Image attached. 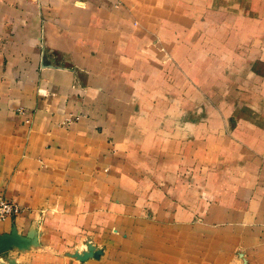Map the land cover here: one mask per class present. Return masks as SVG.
I'll return each mask as SVG.
<instances>
[{"label": "crops", "instance_id": "obj_1", "mask_svg": "<svg viewBox=\"0 0 264 264\" xmlns=\"http://www.w3.org/2000/svg\"><path fill=\"white\" fill-rule=\"evenodd\" d=\"M160 1L0 0V199L24 209L0 221V264H190V234L184 253L158 231L181 226L230 231L220 260L200 243L199 264H264V0H229L247 2L231 31L263 55L230 75L232 103L199 105L198 120L138 100V79H158L136 68L158 52L143 55L136 8L154 34ZM170 8L171 20L188 15ZM245 24H258L257 40ZM147 154L158 166L186 161L198 181L171 197L170 184L149 183Z\"/></svg>", "mask_w": 264, "mask_h": 264}, {"label": "rangeland", "instance_id": "obj_2", "mask_svg": "<svg viewBox=\"0 0 264 264\" xmlns=\"http://www.w3.org/2000/svg\"><path fill=\"white\" fill-rule=\"evenodd\" d=\"M222 2L223 8L220 7V2L216 3L215 1L161 0L159 3L160 16L155 22L158 32L154 34H150V32L145 30L146 26L148 27L152 24L150 21L152 18L146 15L145 9L136 8L138 14L135 16L133 24L136 26L143 25L142 32L137 34L140 37L139 42L142 46V48H138L142 49L144 56H150L151 49H157L154 52H158V54H155V58L158 60L155 65L150 66L149 64L146 67L145 64H142V68L138 64L136 68L137 70L143 69L142 72L145 70L149 73H152V68L153 72L155 67L157 68V81H155V76H153V82L151 80L138 79V84L142 85L138 92L143 88V93H141L142 102L140 98L138 100H140L143 108L150 106L149 104L152 100L153 105L159 106L160 116L167 114L165 107L168 105L169 108L173 109V116L177 117L181 111H184L186 112L183 114L184 119L190 115L191 120H198L199 105H206L208 109L214 110V106H219L221 102L223 105L232 103L233 97L229 93L230 75L241 69L240 62L246 59L248 55L253 56V60L254 58H261L263 49L247 50L244 47L247 40L240 44L236 32L231 31V29L241 30L242 26L240 25L243 24L238 21L239 19L241 20V16H245V13L243 12L242 15L237 14L240 12L239 8L246 6L247 2L237 1L235 4L229 0H223ZM171 6L174 7L176 15H180V13L188 15L185 16L186 18L175 17L174 20H171L172 16L169 13L172 8L168 9ZM166 11H169V13L164 15L163 13H166ZM198 11L199 16L197 15ZM257 19L255 18V20ZM154 21L155 19L153 18V23ZM236 24L239 26L238 28ZM253 28L249 29L245 24L243 31L245 34L248 31H254V33L252 32V37L255 35L254 38L257 40V32L260 28L258 24H254ZM242 36L243 34H239V37ZM127 48H130V42H128ZM148 76L150 77V74ZM215 83H218L217 87ZM188 108H192L191 111H188ZM187 112L189 113L187 114ZM137 114L139 116L141 113L138 112ZM207 115L212 121L216 114L207 111ZM165 148L166 145L163 149ZM163 149L160 146V150L162 151ZM161 155L163 159L166 156L172 157V154H168L165 150ZM150 157V154H147L145 156L146 159L142 160L143 170L148 175L149 183L158 187L162 186L165 190L170 184V187L174 190V192H170L171 197H182L183 194L179 190L185 185L198 181L193 176V171H184V168L188 165L186 161H168L172 163L170 166H158L163 159L153 161ZM157 168H162L161 170L164 173L162 177L158 178L156 175ZM188 168L189 166H187ZM151 169L153 172H151ZM167 173L172 174L173 179H166L165 174ZM159 179L165 182L164 185ZM207 196L210 198L213 193L208 192ZM149 228L150 226L144 225V232H149ZM158 231H164V234L166 232H174L176 249L174 251L183 252L184 250V253L188 248V245H186L188 242L183 241L181 237L190 234L189 248H192L190 264H199V258L193 255L195 254L194 250L201 248V242L204 244V241H206V245L201 244L202 249L204 247L207 248L208 255H211L207 258L208 262L214 261L213 258L215 257L220 260L222 257L220 256V251L229 248L230 231L224 232L213 226H208L207 229L192 226L190 230L181 226L174 227V230L163 228L158 229ZM200 234L204 236V240L199 237ZM130 238L134 239L133 236H130ZM127 243L128 251L133 252L134 247L130 246H133L134 242L128 241ZM127 259H130V257H127Z\"/></svg>", "mask_w": 264, "mask_h": 264}, {"label": "built area", "instance_id": "obj_3", "mask_svg": "<svg viewBox=\"0 0 264 264\" xmlns=\"http://www.w3.org/2000/svg\"><path fill=\"white\" fill-rule=\"evenodd\" d=\"M23 211L24 209L13 200L0 199V221L16 216Z\"/></svg>", "mask_w": 264, "mask_h": 264}, {"label": "water", "instance_id": "obj_4", "mask_svg": "<svg viewBox=\"0 0 264 264\" xmlns=\"http://www.w3.org/2000/svg\"><path fill=\"white\" fill-rule=\"evenodd\" d=\"M88 248H89L90 251L94 250V246H92L90 243H88ZM98 253H99L98 251L94 250V252H90L88 255H93L94 254L95 256H97Z\"/></svg>", "mask_w": 264, "mask_h": 264}]
</instances>
